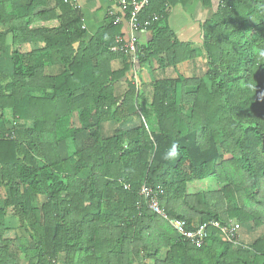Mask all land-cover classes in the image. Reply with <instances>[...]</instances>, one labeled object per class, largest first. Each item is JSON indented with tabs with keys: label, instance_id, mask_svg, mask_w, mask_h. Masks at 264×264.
Returning a JSON list of instances; mask_svg holds the SVG:
<instances>
[{
	"label": "trees",
	"instance_id": "1",
	"mask_svg": "<svg viewBox=\"0 0 264 264\" xmlns=\"http://www.w3.org/2000/svg\"><path fill=\"white\" fill-rule=\"evenodd\" d=\"M55 1L58 13H34L47 0H0V53L9 56L8 33L14 46L43 44L0 61V264H264V232L243 245L209 225L198 246L140 193L160 188L161 210L188 230L214 221L264 230V60L255 51L264 0H220L203 24L204 75L157 80L150 91L134 83L129 55L112 51L120 13L89 36L82 12ZM181 1L148 0L140 11L152 39L137 42L139 65L197 56L160 25ZM122 10L127 20L131 7ZM57 62L61 71L47 74ZM105 124L115 126L109 136ZM174 143L179 154L165 159ZM12 229L22 231L14 240Z\"/></svg>",
	"mask_w": 264,
	"mask_h": 264
},
{
	"label": "crops",
	"instance_id": "2",
	"mask_svg": "<svg viewBox=\"0 0 264 264\" xmlns=\"http://www.w3.org/2000/svg\"><path fill=\"white\" fill-rule=\"evenodd\" d=\"M28 0H22L26 2ZM79 6V10L83 14V24L85 30L89 36H93L101 27H103L109 20L111 15L120 13L119 19L122 23L123 39L127 40L130 34L128 20L124 18L123 10L118 5L117 0H74ZM220 0H182L177 5L169 8L168 15L161 26H169L173 31L176 39L180 43H187L197 54L195 59L182 62L176 66H170L162 68L157 65L156 62H143L139 65V81L142 82V86L150 91V85L157 80H175L178 75L185 77H200L203 76L206 71V59L204 50L202 47L203 40V24L205 21L211 18L216 6ZM7 8V6H6ZM58 9L56 7L55 0H47V3L40 4L35 9L34 13L43 11H52ZM57 23L51 22L49 26H54ZM36 25H39L38 23ZM8 30L7 26L0 23V34ZM121 36V35H120ZM138 43L140 45L147 44L152 39V31L142 30L137 33ZM12 34L8 33L5 38V44L9 46V56H3L0 53V61L4 60L11 62L9 58L12 56V52L18 50L20 54L30 52L32 48H42L43 44L38 42L36 44L23 43L14 46L12 44ZM77 46V44H76ZM124 62L122 58L118 57L112 61V67L114 70L121 69ZM62 69L60 63H55L46 69V73L50 75L58 74ZM140 117H133V124H140ZM108 125L105 124L104 127ZM42 196L39 200H42Z\"/></svg>",
	"mask_w": 264,
	"mask_h": 264
},
{
	"label": "built area",
	"instance_id": "3",
	"mask_svg": "<svg viewBox=\"0 0 264 264\" xmlns=\"http://www.w3.org/2000/svg\"><path fill=\"white\" fill-rule=\"evenodd\" d=\"M65 2L71 4L74 8L78 9L79 6L76 4L74 0H64ZM148 0H117L118 5L122 9H126L127 7H131L130 16L127 19L129 26V37L127 40H124L122 36H118L116 39L117 45L112 48V51H120L127 55H129V61L134 65L133 67V77L134 83L138 86L139 83V67H138V57H137V33L146 30L148 27V22L141 25L138 19L139 13ZM118 19L116 20V22ZM139 87H137L138 89ZM163 191L159 188L154 191L147 185H143L141 188V195L147 199L148 206L155 213L163 216L170 225L175 228L183 237L195 242L198 246L202 245L203 239L207 236V227L212 225L216 228H219L222 232L223 237L229 241L237 243L236 237H239L240 225L230 221L226 227L220 226V224L216 221L202 224L196 230H188L186 229V222L179 219H171L167 216V214L161 210L159 206V202L157 199V195L162 193Z\"/></svg>",
	"mask_w": 264,
	"mask_h": 264
},
{
	"label": "rangeland",
	"instance_id": "4",
	"mask_svg": "<svg viewBox=\"0 0 264 264\" xmlns=\"http://www.w3.org/2000/svg\"><path fill=\"white\" fill-rule=\"evenodd\" d=\"M73 125L75 127H79L80 126L77 118H74L73 119ZM114 130H115V126H113L112 124H108V125H106L103 128V135L104 136H109V135H111L114 132ZM80 139H81V137L78 136V138H77V143L78 144L80 143ZM213 186L214 185H212V183H210V182H205V183H203V184L200 185V187H202V188H209V187H212L213 188ZM44 201H45V198H42L41 201L39 200V203H43ZM254 228L255 227H254L253 223H251L250 226L240 227L238 242L242 243L243 245H251L253 243V241L257 237H259L260 235H262L263 232H264L263 228H255V229ZM21 232H22L21 230L12 229V230H10V231H8L6 233V236L5 237L14 240L15 237H16V235H18ZM62 259L63 258H61L60 261H62ZM21 264H27V262L25 260H22L21 261ZM145 264H153V262L150 261V260H147L145 262Z\"/></svg>",
	"mask_w": 264,
	"mask_h": 264
},
{
	"label": "clouds",
	"instance_id": "5",
	"mask_svg": "<svg viewBox=\"0 0 264 264\" xmlns=\"http://www.w3.org/2000/svg\"><path fill=\"white\" fill-rule=\"evenodd\" d=\"M258 54V58L264 60V48L255 49ZM179 154V147L177 144H172L170 149L166 152L164 158L165 159H172L175 158Z\"/></svg>",
	"mask_w": 264,
	"mask_h": 264
}]
</instances>
